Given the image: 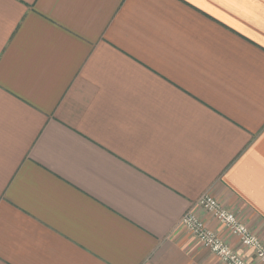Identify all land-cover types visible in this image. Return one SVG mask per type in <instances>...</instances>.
<instances>
[{"label": "crops", "instance_id": "crops-1", "mask_svg": "<svg viewBox=\"0 0 264 264\" xmlns=\"http://www.w3.org/2000/svg\"><path fill=\"white\" fill-rule=\"evenodd\" d=\"M209 192L264 243V0H0V264H224Z\"/></svg>", "mask_w": 264, "mask_h": 264}, {"label": "built area", "instance_id": "built-area-1", "mask_svg": "<svg viewBox=\"0 0 264 264\" xmlns=\"http://www.w3.org/2000/svg\"><path fill=\"white\" fill-rule=\"evenodd\" d=\"M197 204L211 213L224 228L237 237L241 245L251 248L255 255V262L248 261L195 213L189 211L184 214L181 224L208 247L220 261L224 264H264V243L242 222L238 214L226 209L209 192L201 195Z\"/></svg>", "mask_w": 264, "mask_h": 264}]
</instances>
